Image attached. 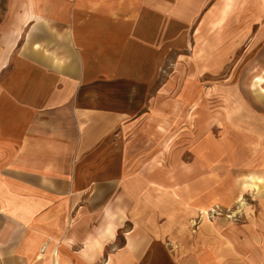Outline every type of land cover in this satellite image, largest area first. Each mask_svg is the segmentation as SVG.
<instances>
[{
	"label": "crops",
	"instance_id": "1",
	"mask_svg": "<svg viewBox=\"0 0 264 264\" xmlns=\"http://www.w3.org/2000/svg\"><path fill=\"white\" fill-rule=\"evenodd\" d=\"M0 264H264V0H0Z\"/></svg>",
	"mask_w": 264,
	"mask_h": 264
},
{
	"label": "built area",
	"instance_id": "2",
	"mask_svg": "<svg viewBox=\"0 0 264 264\" xmlns=\"http://www.w3.org/2000/svg\"><path fill=\"white\" fill-rule=\"evenodd\" d=\"M222 214V210L219 207H212L207 211V218L213 219L214 217ZM201 216V214L199 213ZM227 216H231V214H227Z\"/></svg>",
	"mask_w": 264,
	"mask_h": 264
},
{
	"label": "bare ground",
	"instance_id": "3",
	"mask_svg": "<svg viewBox=\"0 0 264 264\" xmlns=\"http://www.w3.org/2000/svg\"><path fill=\"white\" fill-rule=\"evenodd\" d=\"M202 213H203V214H207V211L204 210Z\"/></svg>",
	"mask_w": 264,
	"mask_h": 264
},
{
	"label": "rangeland",
	"instance_id": "4",
	"mask_svg": "<svg viewBox=\"0 0 264 264\" xmlns=\"http://www.w3.org/2000/svg\"><path fill=\"white\" fill-rule=\"evenodd\" d=\"M161 80H162V78H161Z\"/></svg>",
	"mask_w": 264,
	"mask_h": 264
}]
</instances>
